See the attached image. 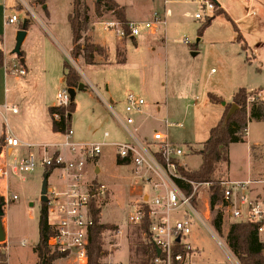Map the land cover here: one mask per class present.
<instances>
[{"label":"rangeland","instance_id":"1","mask_svg":"<svg viewBox=\"0 0 264 264\" xmlns=\"http://www.w3.org/2000/svg\"><path fill=\"white\" fill-rule=\"evenodd\" d=\"M117 1L126 7L127 16L133 21H150L153 12L164 13V0ZM224 2L227 3L232 18L238 20L233 23L223 14L224 16L216 18L213 25L207 27L202 36H200V27L204 21L195 18V12L199 9L197 3L194 4L189 0L177 5L167 4L169 39L167 44H160L156 52L150 53L141 44L136 49L130 39H127L124 45L126 39L118 37L115 31L104 26L105 22L116 19L113 12L103 9V14L98 15L94 0H86L90 8L93 30L84 35L90 36V41L97 43L96 34L99 40H106L107 43V47L104 46L106 55H97L98 63L93 65L85 62L83 52L78 57L72 54L73 37L68 14L72 11L73 0H48L45 4L47 11L44 9L45 5L42 6L43 8L35 6L33 9L36 14L25 6L22 10L18 8L11 10V13L15 11L21 18V25L25 18L30 21L31 31L22 45L30 48V62L36 63L38 70L45 64L47 73L45 76L39 73L38 79L43 77L39 85L42 86L43 82L44 89L49 95L56 99L58 90L62 91L66 87L60 82L65 61L75 68L81 76V82L86 84V89L77 90L75 96L77 106L71 123L74 131L72 141L105 144L99 157L89 159L83 173V181L90 188L97 184L107 185L106 196L95 198L92 203L100 206L102 223L116 226L115 229H107L103 233V248L108 255L101 263L146 264L140 245L142 242L146 244V233L141 226L129 221V214L135 202L131 188L134 190L133 184L142 182L144 184L145 180L136 177L139 174H136L137 170L132 163L117 164V148L112 144L132 141V136L120 119V117L126 119L127 116L125 111L127 95L137 94L145 100L142 112L133 114L134 119L142 123L141 129L134 133L139 137L146 135L151 138L155 130H160L166 132L180 145L184 144L182 141L185 137H190L188 139L195 144L183 145L187 150L183 162L185 170H195L201 162V155L197 150L203 143L199 140L200 130L204 125V119L201 117L205 105L204 93L215 92L214 83L226 75L222 60L225 57L224 49L229 51L228 41L237 35L234 24L250 45V52L253 48L260 51L259 57L253 58L252 54L248 57L252 62L246 65L247 75L240 80V83H247V88L251 91L260 87L264 90V0H224ZM253 10L255 13L246 16L248 11ZM19 26L20 24L8 26V32L13 39L11 51L16 45ZM144 31L138 36V41L143 37ZM185 38H188L191 44H185ZM212 40H221L222 43L213 44ZM79 44L84 46V38ZM126 57L127 62H123ZM213 68L215 72L212 71ZM24 77H20L18 84L22 85ZM256 92L249 97L250 101L260 97L258 91ZM111 99L114 102H111ZM195 101L198 102L197 106L191 104ZM13 106L18 108L19 114L12 111ZM1 109L3 116L8 117L11 127L20 126L19 117L24 110L21 103L12 102L8 104V109L4 107ZM3 116L0 117V127L7 125ZM253 121L255 120L250 122ZM180 123H183V126L177 125ZM255 123L259 122L255 121ZM254 128L257 129V126L250 127V132ZM106 133L110 136L106 137ZM65 141L64 133H55L50 138V142L55 145ZM244 148L238 146L235 149L233 171L235 169L242 173L245 167L252 172L253 179L264 180V145L262 149L251 153V158L249 157L245 162ZM57 149H61L62 152L66 149L69 152L67 157L69 159L80 156L78 151L70 152L63 146H51L48 153L51 154ZM31 150L39 159L47 152L43 147H32ZM19 152L18 149L15 150L10 159L13 160L15 156L22 157ZM96 165L101 171H96ZM47 170V166L38 163L34 172L18 176L11 173L14 178L13 183L17 187L12 189L11 201L4 207L9 239L2 244L5 261L8 264H41L42 262L35 246L39 240L38 221L42 204L40 198ZM226 170L228 164L221 165V172L227 173ZM59 172L62 170L58 169L54 174L57 175ZM23 177L27 178L26 181L22 180ZM138 190L139 188L135 189V192ZM13 193L17 194L16 199H13ZM207 195V188L203 187L201 196L205 198ZM180 213L181 211H177L174 216L179 218ZM209 225L211 231L195 219L193 232L189 237L194 251L186 264H241L226 241L230 221L224 220L222 231L218 233L211 219ZM217 240L222 241L224 245H219ZM61 264L71 263L63 261Z\"/></svg>","mask_w":264,"mask_h":264},{"label":"built area","instance_id":"2","mask_svg":"<svg viewBox=\"0 0 264 264\" xmlns=\"http://www.w3.org/2000/svg\"><path fill=\"white\" fill-rule=\"evenodd\" d=\"M196 1L199 5V10L195 14L197 19L204 20L215 14L217 4L214 0ZM21 22L17 14H9L6 17V23L9 25L21 24ZM104 24L108 29L115 31L120 38H136L144 30L158 32L161 28H165L167 21L162 13L155 12L150 21L129 20L124 24L118 19H112ZM184 43L191 44L188 38L184 39ZM4 66L7 73L16 77H23L28 73L22 57L16 54L5 59ZM57 100L59 106H68L71 97L67 87L57 94ZM144 104L145 100L137 94L130 93L126 97L127 116L126 119L121 117L120 119L130 134L134 133L128 129V125L134 123L133 114L142 112ZM12 111L17 112L18 108L13 106ZM115 114L118 116L116 112ZM53 117L58 120L59 113H54ZM64 134L66 141L59 146L68 148L70 152L78 151L80 156L69 159L56 150L53 154L46 153L39 159L35 154L30 153L27 156L15 157L13 161L2 166L0 171L5 177L11 173L14 175L31 173L35 171L38 163L62 169V176L66 181L65 189L53 190L49 194V223L54 232L49 240V247L52 253L59 254L50 264H61L63 261L71 264H88L90 234L95 224L92 200L105 197L108 187L105 184H97L90 188L83 181V173L89 159L99 157L105 144L73 142L72 127ZM105 136L108 137L109 134L106 133ZM5 141L12 147L20 144L19 139L12 135H6ZM113 145L117 148L118 158L130 159L137 170L136 174H139L136 177L145 180L144 184L143 180L142 183L133 184L134 190L131 188L135 202L129 214V221L139 226L145 219L149 221L145 239L146 243L153 247L154 252L146 264H186L194 251L189 237L193 232L195 219L211 231L209 228L210 219L212 221L211 182L190 180L181 175L180 167H185L183 157L187 154V150L183 145L171 140L166 132L155 130L153 138L144 143L132 140L113 143ZM178 180L190 186L189 194ZM221 185L225 187L224 201L219 204L223 220L226 219L231 224L235 222L255 224L258 238L264 242V180L224 178ZM203 187L207 188L208 195L205 197L207 199L201 196ZM137 188L139 190L135 192ZM16 198L17 196L13 195V199ZM10 201L11 197L7 202ZM205 208L206 214L203 212ZM177 211H181L179 218L174 216ZM2 244L3 242H0V254L3 252ZM218 244L224 245L220 240ZM157 248H160V253L157 252ZM182 251L188 252V255L185 257Z\"/></svg>","mask_w":264,"mask_h":264},{"label":"trees","instance_id":"3","mask_svg":"<svg viewBox=\"0 0 264 264\" xmlns=\"http://www.w3.org/2000/svg\"><path fill=\"white\" fill-rule=\"evenodd\" d=\"M48 0H33L39 4L45 5ZM95 11L98 15L103 14V9L112 11L116 19L122 23H127L129 20L126 17V7L116 0H94ZM216 2V1H215ZM217 4V3H216ZM47 11V6L44 7ZM90 8L86 0H73V9L68 15V21L72 31V54L76 57L82 56L87 64H97V55H106L104 47L98 43L90 41V36L84 33L93 30V25L90 16ZM220 14H225L228 20L234 21L230 16L218 5L215 14L209 18L204 19L200 27V36L208 26L211 25L213 19ZM30 21L27 20L26 29H28ZM22 27V26H21ZM237 31V41L242 44L243 50H248L249 46L246 43L243 35ZM84 38L85 44H79L80 40ZM24 56V51L21 57ZM249 60V58H247ZM123 61V60H122ZM250 61V60H249ZM64 76L67 88H76L81 82L80 74L68 62H64ZM257 90L249 91L246 87H240L233 95L231 101L226 100L217 93L209 92L208 98L212 103L221 104L225 102L224 113L221 120L211 128L209 137L202 143V147L197 150L201 155L202 161L200 166L195 170H185L180 167V173L183 177L202 182H211L210 187V210L212 214V225L216 232L222 231L223 215L219 208V204L224 201L225 187L221 185V181L225 178V173L221 172V165L230 163L229 149L232 143L244 142L247 134L248 124L250 121H264V98L257 97L250 101L249 97L253 96ZM236 104L237 109L228 118V113L232 105ZM75 98L71 100L68 106H52L49 111L52 116L53 130L55 132L65 133L72 123L73 114L76 110ZM54 113H59L60 118L57 120L53 117ZM5 139V134L1 136V141ZM1 153V149H0ZM120 164H130V159L118 158ZM54 166H49L46 175L49 177ZM179 184L183 186L189 194L190 186L185 182L178 180ZM1 202L5 203V198L0 195ZM94 215L95 224L90 234L89 244V261L88 264H100L102 259L108 255V252L103 248V233L107 229H115L116 226L112 224L102 223L100 219L101 208L94 203L91 204ZM49 203H42L39 214V240L35 246L39 257L42 259L45 252L48 253L47 264H50L55 258L59 256L58 253H52L49 247V240L54 235L52 227L49 223ZM143 232L147 233L149 228V221L145 219L140 225ZM227 243L230 249L237 255L241 264H264V242H261L257 235V227L250 222H235L229 227L227 234ZM141 251L144 254L145 262L148 263L153 256V247L149 244L141 243ZM181 250V249H179ZM184 256L188 252L182 251ZM193 253V251H192ZM1 264H8L5 261L4 252L0 254Z\"/></svg>","mask_w":264,"mask_h":264},{"label":"crops","instance_id":"4","mask_svg":"<svg viewBox=\"0 0 264 264\" xmlns=\"http://www.w3.org/2000/svg\"><path fill=\"white\" fill-rule=\"evenodd\" d=\"M117 1V0H116ZM189 0H164L163 4V9L164 13H162L167 21L168 18V6L167 4H174L177 5L179 3H186ZM216 1L217 5L222 8L229 16L230 18L236 22L238 19H233L231 13L229 12L230 9L224 0H214ZM118 2V1H117ZM194 4L197 3L196 0H192ZM31 4V5H30ZM121 4V3H120ZM23 6L29 8L32 13L36 14L34 11L35 6H40L42 7V4H39L37 2H33V0H0V117L3 116L2 112V107L6 109V106H8L9 103L12 102H19L23 105V114L21 117H19L20 121V126L19 127H11L8 121L7 116H3L4 118V123L6 122L7 125L5 124L3 127H0V168L4 166L5 164L13 161L10 159V156L15 152V150H19L23 156H27L30 153H33L31 148L32 147H38L41 148L43 147L46 149V153H48L49 147L51 146H59L55 145L54 143L50 142L51 135L55 133H60V132H55L53 130V122H52V116L50 114V107L52 106H57L58 105V100H57V94L60 92L58 90L56 94V99L49 95L46 90L44 89V85L42 82V86L39 85V82L43 81V77L38 79L39 73L41 75L45 76L47 73V70L45 69L44 65L41 69L38 70V67L36 66V63L30 62V48L29 47H23L21 46V50L24 51V56L22 59L24 61L23 64L26 66L28 69L27 75L22 79V85L18 84V81H20V77H16L12 74L7 73L5 66H4V61L5 59L9 57H13L11 49L13 48V39L10 37V34L8 32V26L9 24L6 23V17L9 14H17L15 11L11 13V10H14V8H18L19 10H22ZM47 6V5H46ZM45 7V6H44ZM43 8V7H42ZM73 9V8H72ZM199 9L196 10L198 12ZM71 12V11H70ZM69 12V13H70ZM156 12V11H155ZM153 12V14L155 13ZM195 12V14H196ZM90 13V11H89ZM161 13V12H160ZM255 11H248L246 13V16H251ZM69 15V14H68ZM30 16V14H29ZM28 16V17H29ZM224 16L218 15L213 19L211 25H213V22L216 20L217 17ZM27 17V15H26ZM126 17L128 20H131L127 16L126 12ZM153 17V15H152ZM226 17V16H225ZM196 18V17H195ZM227 18V17H226ZM197 19V18H196ZM25 20H28L25 18ZM201 20V19H197ZM133 21V20H132ZM44 26L46 24L42 21ZM21 24L18 27V29H21ZM31 25H29L27 29V35L23 41V43L28 39V36L31 31ZM105 26V25H104ZM95 31V30H94ZM237 35L236 37L234 36L232 39H230V45L227 47L229 48V51L224 49V54L225 57L222 60V63L224 64L225 67V72L226 75L218 79L214 84L216 86L214 89V93H217L218 95H221L226 102H229L232 100L234 93L240 88V87H246L247 88V83H240V80L243 77H246L247 75V66L249 63H251V59H247L251 54L254 55L253 58H257L260 56V51L257 48H253L252 52H250V45L248 44L249 48L248 50H243L242 49V44L237 41ZM95 39L96 42L103 47H107L106 40H99L98 35L95 34ZM126 39L124 41V45L127 42V39H130L133 43L136 49L139 47V45H143L146 47V50L150 53L156 52L157 47H159L160 44H167V41L169 39L168 37V21L165 26V28H161L158 32L153 33L151 31H144L143 37H141V41H138V37L136 38H123ZM221 40H212L211 43H219L220 44ZM222 43V42H221ZM218 44V45H219ZM73 47V43H72ZM71 47V48H72ZM224 47V46H223ZM250 53V54H249ZM196 53H194L195 55ZM71 57V54H70ZM123 62H127V57L123 60ZM43 63V62H42ZM212 71L215 72V69L213 68ZM63 74L60 78V82L65 84V76H64V67L62 70ZM42 79V80H41ZM66 85V84H65ZM66 88V87H65ZM248 89V88H247ZM251 91L250 89H248ZM257 90L258 95L261 98H264V90L262 87L258 89H253L252 91ZM212 91H205V105L204 109L201 111V117L204 119V125L202 130H200V140L201 142H204L208 139L210 130L212 127H214L222 118L223 113H224V108L225 104H215L212 103L209 98H208V93ZM198 97L196 98V100ZM111 102H114L113 99H111ZM193 106H197L198 102L195 101L191 103ZM2 112V113H1ZM19 114V110L17 112H14ZM259 123L249 122L248 124V129H247V134L245 137V142H239V143H232L230 145L229 149V156H230V163L228 164V170L227 173H225V178L230 179V180H242V179H248L252 178V172L250 170L246 169L244 167V171L242 173H239V171H233L232 165L235 160V149H237L238 146H244L245 148V153H244V158L243 161H247L249 157L251 158V153H255L258 149H262L264 145V126L263 122L264 121H258ZM1 124V122H0ZM137 124V125H136ZM183 124V123H180ZM178 125V124H177ZM142 123H140V120L134 119V123L131 125H128V129L132 130L133 132L139 131L141 129ZM183 126V125H181ZM257 129L254 128V130L250 132V127H256ZM126 128V127H125ZM127 129V128H126ZM252 129V128H251ZM5 134L6 135H12L16 138L19 139V146L17 147H12L7 145L5 139L1 141V136ZM132 136V140H137L141 143H144L146 141L151 140L153 137L149 138L146 135H142L141 137L137 136L135 133L130 134ZM110 136V134H109ZM108 136V137H109ZM190 137H185L184 140L182 141L185 145H192L195 144L193 141L188 139ZM172 140V139H171ZM174 141V140H173ZM197 141V142H199ZM77 142H83V141H77ZM177 142V141H174ZM117 143V142H113ZM112 143V144H113ZM60 144V143H59ZM61 147V146H60ZM241 149V148H240ZM243 149V150H244ZM62 155L65 157H69V152L64 149L62 152L61 149H57ZM56 151V150H55ZM54 151V152H55ZM53 152V153H54ZM243 152V151H242ZM51 153V154H53ZM50 154V153H48ZM17 157V156H15ZM14 157V158H15ZM13 158V159H14ZM184 159V157H183ZM184 161V160H183ZM202 161V158H201ZM92 162V161H90ZM116 162L118 165H121L118 162V156L116 155ZM184 163V162H183ZM201 164V162H200ZM200 166V165H199ZM60 168H55L51 175L48 177V196L51 191H62L66 187V181L63 178L62 174L63 172H59L57 175L54 174ZM95 169L97 172L101 171V168L96 165ZM62 170V169H61ZM225 172V171H224ZM18 176V175H15ZM53 176V177H52ZM27 178L23 177L22 180L26 181ZM253 179V178H252ZM14 178L12 174H10L8 177L2 176V173L0 171V195L5 198V206L7 200L11 197V191L13 188H16L17 185L13 183ZM13 195H16L13 193ZM207 199V198H205ZM6 208H4L5 211ZM203 212L206 214L207 210L206 208L203 209ZM4 223L6 227V233H7V241L9 239V233H8V228L6 224V217L4 216ZM226 220V219H225ZM218 241V240H217ZM112 261V259H111ZM115 262V261H113Z\"/></svg>","mask_w":264,"mask_h":264},{"label":"water","instance_id":"5","mask_svg":"<svg viewBox=\"0 0 264 264\" xmlns=\"http://www.w3.org/2000/svg\"><path fill=\"white\" fill-rule=\"evenodd\" d=\"M27 20H24L21 29L18 30L17 32V36H16V45L12 51L13 54H16L17 56L21 57V46L23 44V41L27 35ZM22 61H24L22 59ZM86 89V84L81 82L78 86V88L76 89L74 88H68L71 100H73L76 96L77 90H85ZM225 104V102L223 103ZM237 109L236 104L232 105V108L230 109L227 118L233 114L235 112V110ZM42 203H48L49 202V196H48V176L46 175L43 181V185H42V191H41V198H40ZM4 207H5V203L1 202L0 200V242H5L7 239V233H6V227H5V223H4V215H5V211H4ZM157 252L160 253V248H157ZM47 260H48V253L45 252L43 258H42V262L41 264H47Z\"/></svg>","mask_w":264,"mask_h":264}]
</instances>
